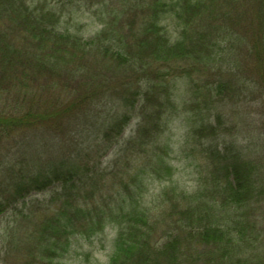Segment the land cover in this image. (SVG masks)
Listing matches in <instances>:
<instances>
[{
    "label": "trees",
    "instance_id": "1",
    "mask_svg": "<svg viewBox=\"0 0 264 264\" xmlns=\"http://www.w3.org/2000/svg\"><path fill=\"white\" fill-rule=\"evenodd\" d=\"M254 1L259 5L258 9L262 16L259 21L262 28H257L254 34L260 39H257L258 41L255 39L254 45L260 49L264 47V0ZM247 2L248 0H220L218 3L212 0L209 2L155 0L154 11L157 17L170 12L181 20V12L184 9L187 12L191 10L196 14L194 16L201 17L204 14L200 11L201 6L214 4L213 6L217 7L222 17L232 19L239 16L235 13L237 6H244ZM47 5L44 0H29V2L28 0H0V95L3 96L0 97V101L3 106L6 103L5 100L3 102L4 98L13 99L17 103L22 98L26 104L25 110L20 115L11 113L8 107L4 109L0 105V142L10 145L4 152L0 151V154H10L5 160L9 161V165L5 162L0 164L8 168L3 178L6 181L5 185L2 184L0 176V217L7 214V210L12 207L21 211L32 205L28 208L29 213L26 216L29 220H34L35 212L39 210L43 212L45 217L41 221L39 230L41 237L38 239V247L42 254L37 260L33 259L31 264H56L55 258L58 257V250L61 248L59 236L68 237L78 232L88 233L89 237L105 234L107 224L118 227L109 264H163L161 258H157L158 254H163L170 259L166 264H181L180 236L174 237V235L178 231V225L185 222L189 230L186 233L188 242L200 244L205 251L211 252L208 264H264V182L260 183L261 178H264V163L261 159H250L247 154H244V150L238 147V138L227 136V134L224 136L225 133L221 132L224 125L222 115H216L218 125L212 124L211 111L214 108L212 103L203 108V112L193 106L192 112L189 115L187 113L189 126L184 151L191 157H195V154L199 152L205 155L206 162L210 160V164L204 166L209 172L205 183L213 182V186L199 188L191 193L186 191L184 195L191 194L201 200L199 206L189 205L184 208L187 217L169 224L168 229L164 230V234L159 237H156L158 224L155 217L150 215V211L157 206L159 200L166 199H157L151 186L156 179L167 178L166 175L170 181L169 185L175 183L176 170L170 165L168 156L174 153L179 157V152L172 147L171 138L164 137L169 124L175 118L173 114L178 113L180 109L186 113L183 106L182 108L174 106L170 96L164 99L169 104L167 109L169 116L163 118L164 114L160 113L166 110L164 107L159 108L156 95L150 96L149 89L144 94L143 100L146 102L155 100L152 102L155 103V108L150 109L152 108L150 106L147 111L140 114L121 113L117 109L104 108L107 102L101 96L102 90H100V96L95 95L96 101L92 100L90 103L88 101L85 105V98L82 99V108H80L83 111L82 117L81 115L73 116L77 122V130L73 129L71 132L76 139L88 143V155L80 157L74 163L73 156H67L68 150H65L63 156L56 155L63 151L62 146L55 154L42 152V150L46 151L44 143L45 139H48L46 134L54 131L52 122L59 126L64 118L71 117L73 106L60 109L61 105H58L60 101L55 95L57 100L47 99L45 103L40 97L27 106L26 102L32 96L30 89L35 87L36 83L33 71L41 73L42 70L47 72L55 69V59L60 60L61 55H63L62 60L65 61L66 55L71 54L75 57L76 52L88 54V51L97 49L102 51L105 57L110 55L112 61L119 67L124 64L131 66L135 60H139L138 67L135 68L143 72L149 64L142 57V52L146 53L150 47L155 62L163 64L168 63L170 57L176 59L181 52L179 46H167L164 42L152 43V35L159 34L155 32V22L151 27L146 28L144 38L137 39L135 48L125 43L123 36L119 34L118 37H110V33L103 32L93 40H85L70 31L61 33L57 30L61 14ZM215 7L208 16L215 13ZM156 27L158 30L159 26ZM221 29L223 28L218 27L213 33ZM219 35L221 36L220 32ZM149 43H152V46L146 48L144 44ZM45 48L46 50L50 48L49 56H44ZM209 49L210 47H205L203 51L206 59L211 61L212 51ZM258 49L257 56L261 53ZM254 51L256 52V49ZM262 64L264 63L260 62L255 71L256 81L263 83H260L261 88L264 87ZM168 72L171 71L168 70L164 74L158 73L157 78H167ZM103 74L104 72L98 71L93 77L98 81L99 78L104 77ZM49 75L54 76L46 77L56 76L55 73ZM152 77L145 75L142 78L150 81ZM171 77L177 76L172 72ZM102 79L98 82L102 83L101 88L104 89L107 81ZM139 79L141 81L140 76L137 77V80ZM257 82L255 86L259 84ZM215 85L216 83L208 86ZM253 86L249 85V87ZM44 88L50 90L48 87ZM62 88L64 89L63 86ZM159 88L167 90V87L159 86ZM175 89L178 91L177 88ZM202 90L203 87L199 86L196 90L188 92L195 94L199 92L196 94V101L201 97L200 94L203 97L209 96L206 93L209 90L200 93ZM213 91L210 92V99L215 98V103L225 105L224 101L229 99L237 105L241 101L238 96L244 95L245 90L235 84L234 80H226L224 84L220 81L219 87L215 92ZM141 93V91L136 92L133 96L126 98V107L133 106L136 100H141ZM164 100L161 101V106ZM46 104L48 108H45ZM133 117L137 121L135 130L132 131L135 133V143L141 150L138 153L145 154V157L141 159L138 157L140 154L137 157H135L136 154H124L128 151L123 146L122 138ZM146 118H149V121H146ZM227 129L230 128L227 127ZM149 145H152L150 153L147 150ZM196 146L200 150H197ZM188 147L193 150L188 152ZM101 149H114L119 157H127V164L131 156L135 157L128 168H123L126 169V173L133 172V174L128 178L116 177L114 183L107 185L109 193L105 196L103 193L98 195L101 189L98 179L100 180L101 177L104 182V177H110L115 165L105 164V159L102 161V154L98 157ZM84 150L78 152L82 153ZM200 154H197L195 159L196 169L204 168L199 164ZM91 162L92 168H90ZM188 163L192 164L193 161ZM109 169L110 171H107ZM121 171L122 169H119L120 175H122ZM59 189H62V192ZM48 190L51 191L50 199L48 198L50 201L57 198L55 200L62 203L61 198H64L63 204L52 212V206L49 203L34 197ZM163 191L164 194L170 195L168 186ZM175 191H177L176 187L175 190L172 189V192ZM147 192H149L148 196ZM122 220H124L123 226ZM10 224L8 223L4 229L5 225H2L0 219V236L8 231L14 233L12 230L15 228H11ZM69 242L65 241L61 249L69 247ZM1 253L2 249L0 257L4 258L5 255Z\"/></svg>",
    "mask_w": 264,
    "mask_h": 264
},
{
    "label": "rangeland",
    "instance_id": "2",
    "mask_svg": "<svg viewBox=\"0 0 264 264\" xmlns=\"http://www.w3.org/2000/svg\"><path fill=\"white\" fill-rule=\"evenodd\" d=\"M195 1L196 0H191V2ZM202 1L209 2V0ZM212 1L218 3L220 0ZM44 3L57 11L58 14H61L60 24L57 25V30L61 33L70 31L73 34L83 37L85 40H93L103 34V32L110 33V37L119 34L123 36L125 43H129L135 48L137 47V39L141 40L144 38L146 28L151 27L153 22H155L154 25L159 26L158 30L160 31H158L155 26V32L159 34L152 35V43L164 42L167 46L175 45L181 48V52L177 58L174 59L170 57L169 62L165 64L162 62H155L151 54V47L147 49L146 53L142 52V57H144L149 64L145 68L146 71H143L144 73L142 71L139 72V70L135 68L138 67L139 60H135L131 66L130 64H124L119 67L112 61L110 55L105 57L103 52L97 49L88 51V54L76 52L75 57L71 54L66 55L65 58L67 60L65 61L62 60L63 55H61L60 60L56 61L55 59V69L47 72L42 70L40 71L41 73L33 71V78L36 79V83L34 85L35 87L30 89L32 92L30 100L26 102L27 106H30L41 97V100L45 101V103L47 99H59L60 102L58 105H61L60 109L73 106L71 109V117L64 118L59 126H56L57 124L52 122L54 126L52 128L51 125V128L54 129V131L50 134H46L48 138L44 141L46 144V151L42 150V152H44V154H55L62 146L63 151H60V154L56 155L63 156L65 150H68L69 153L67 156H73L74 163L77 162L80 157L83 158L88 155V143H85V141L83 143V141L76 139L71 132L73 129L75 131L77 130V122L73 116H80L82 114L83 111L80 108H82L81 103L83 98H85L84 104L87 105L88 101L89 103L92 100L96 101L97 96H100V90H102L101 96L107 102L104 108L117 109L121 113L140 114V112L143 113L147 111L150 106L152 107L150 109L155 108V103H152L155 102V100L152 102L143 100L144 94L149 89L150 96L156 95L159 108L164 107L166 110L160 113L164 114L163 118L169 116V112L167 111L169 104L164 100L166 96L172 98L174 106L180 108L183 106L186 113L180 109L178 113L173 114L175 118H173L169 124V128L166 131L167 134L164 137L165 139L170 137L172 140V147L179 152V157L178 154L174 153L168 156L170 165L176 170L174 174L175 183L169 185L170 181L166 175L167 178H163V180L156 179V181L152 182L151 186L152 190L155 191L153 194L157 199H166L165 201L159 200L157 206H155V208L153 207L150 211V215L155 217L158 224L156 237L164 234V230L168 229L169 224L187 217L184 208H187L189 205H193L194 207L199 206L201 200L191 194L188 196L184 195V193H187L186 191L191 193L197 191L199 188L205 189V187L211 188L213 186V182L205 183L209 172H207L208 168L204 166L209 165L210 160H208L207 163L205 155H201L198 152L197 154H200L199 164L204 168L196 169L194 165L196 166L195 159L197 154H195V157H191L189 154H185L184 151V144L187 140L186 132L189 126L187 113L189 115L192 112L193 106L197 109L199 108V110L203 112V108L212 103L214 107L211 111L212 124L218 125L216 115H222L224 125L221 132L225 133L224 136L227 134V136L238 138V147L244 150V154H247L250 159H261L264 163V87L261 88L260 83L263 84L262 82L256 81L257 75L255 73L257 65H259L260 62L264 63V47L258 49L256 45H254L255 39L260 40L258 36L254 34L257 28L261 27L259 21L262 19L258 9L260 7L254 0H248V2L241 7L238 5V9H235V13L239 16L236 18H224L221 13L217 11V7L213 6L214 4H203L200 11L204 14H202L201 17L194 16L196 14L191 10L187 12L184 9L181 12V20L170 12L158 15L157 17L154 11L155 0H44ZM214 7L215 13L208 16L209 12ZM228 10L231 11L233 9ZM58 14L56 15L57 18ZM250 23L252 25H250ZM218 27L224 30L221 29V31L213 33ZM152 43L144 45L147 48L148 46H152ZM205 47H210L209 50L212 51L211 61L206 59L205 52L203 51ZM254 49H256V52ZM257 49L261 52L258 56ZM145 50L146 49H144V51ZM43 52H45L44 56H49L51 50L50 48H47V50L45 48ZM133 56L136 57L135 54H133ZM262 65L264 66V64ZM168 70L171 71L168 72V77L172 76V72L173 75L177 77H167L168 79L166 77L161 79L157 78L158 73L161 72L164 74ZM98 71H100V73L104 72V77H101L103 81H107L104 89L101 88L102 83L99 84L98 82L101 78L97 81L93 77ZM52 73H55L56 76L53 78L46 77L54 76L49 75ZM45 74L48 75L45 76ZM58 74H60V77H58ZM145 75L153 77L150 81H147L142 78ZM138 76H140L141 81L140 79L137 80ZM226 80H234L235 84L240 85V88L245 90L243 92L244 95L238 96L241 101L238 102L237 105L229 99L224 101L226 103L225 105L215 103L214 100L216 99L214 97V100L210 99L211 90L215 92L219 87V82L222 81L224 84ZM168 81L170 83H168ZM193 82L195 83L192 84ZM255 82L259 84L255 86ZM214 83H216L215 86H208ZM249 85L254 86L249 87ZM159 86L167 87V90H162ZM199 86L203 87L200 93L209 90L206 92L209 96L203 97L200 94L201 97H197L198 99L195 101L196 94H199V92L196 94L189 92L194 91V89L196 90ZM44 87H48L50 90H46ZM173 87L177 88L178 91ZM140 91L142 92L141 100H136L133 106L126 107V98ZM166 91L168 93H166ZM0 97L3 96L0 95ZM244 99H246V101ZM4 100L6 103L2 106V101H0V105L4 109L8 107L11 113L20 115L25 110L26 104L22 101V98L19 100V103L13 99L6 100L4 98L3 102ZM162 100L165 101L163 106H161ZM186 103L187 106H185ZM94 104L96 105V102ZM45 108H48L47 104ZM134 119L135 117H133L131 124L122 138L123 146L125 150L128 151V153L125 151L124 154H136L135 157L140 154L138 157L141 159V157H145V154L138 153L141 150L135 143V133L132 131L133 129L135 130L137 125V121ZM146 121H149V118H146ZM226 126L231 130L227 129ZM44 133H46V131ZM228 140L230 139L228 138ZM8 147H10L9 144L0 142V151L4 152ZM151 149L152 145H149L147 147L149 153ZM79 150L84 151L79 153ZM191 150L193 149L188 147V152ZM197 150H200V148L198 147ZM101 154L103 156L102 161L105 159V164L110 166L115 165V169L111 172L110 177H104V182L101 177L100 180L98 179V183L101 185L98 195L103 193L105 196L109 193L107 185L114 183L116 177L128 178L133 174V172L126 173V169L123 168H128L130 162L132 164L135 160V157L131 156L127 164V157H119L114 149H101L98 157ZM9 155L10 154H0V164L1 162L2 164L5 162L9 165V161H5ZM95 156L96 154H94V157ZM188 161H193V163H188ZM92 166L91 162L90 168H92ZM119 169H122V175L118 173ZM107 171H110V169ZM6 172H8L6 165L0 166L2 184L6 183V181L3 180ZM261 179L262 181L260 180V183L263 184L264 178L262 177ZM75 183L78 184L77 181H75ZM167 186L170 195L164 194L163 190ZM175 187L177 191L172 192V189L175 190ZM59 191L62 192V189H59ZM148 194L149 192L146 193L147 196ZM50 196L51 191L48 190L46 193L38 194L34 197H38L40 201L49 203V205L52 206V212L55 208L63 204L64 198H61V203L55 200L57 198L51 199L50 201ZM190 196L193 197L190 198ZM30 206L21 210L24 212L13 209L12 207V209L7 210V214H4L2 218L0 217L2 225H5L3 227L4 229L7 227L8 223H11V228H15L12 230L15 234L9 233V231L6 233L1 231V233L4 234L0 236V250L2 249L1 254L5 256L4 258L0 257V264H31L33 259L37 260L40 254H42V252H40L41 249L38 247V239L41 237L39 231L40 225L42 224L41 221L45 216L42 214L43 212L39 210L34 213L36 215L34 220L27 219L26 216L29 213L28 208ZM186 224L187 222L178 225V231L174 235V237L180 236L179 251H181L182 255L180 252L179 253L182 259L181 264H208L211 252L205 251V248H202L200 244H191L188 242L186 233L189 232V230ZM123 225L124 220H122V226ZM117 231L118 227L116 225L107 224L105 234L101 233L89 237L88 233L84 234V232H78L68 237L59 236L58 239L61 241L59 242L61 248L65 241H70V246L64 248V250L59 248L55 263L109 264L111 260L110 257L114 251ZM151 250L153 251V249ZM157 258H161L163 264H166V262H168L167 260H170L163 254H158Z\"/></svg>",
    "mask_w": 264,
    "mask_h": 264
}]
</instances>
